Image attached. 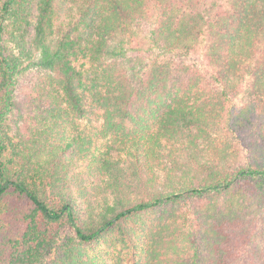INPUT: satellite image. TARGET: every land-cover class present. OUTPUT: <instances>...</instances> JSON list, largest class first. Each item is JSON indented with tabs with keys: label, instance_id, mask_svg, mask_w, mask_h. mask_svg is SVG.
Instances as JSON below:
<instances>
[{
	"label": "trees",
	"instance_id": "16d2710c",
	"mask_svg": "<svg viewBox=\"0 0 264 264\" xmlns=\"http://www.w3.org/2000/svg\"><path fill=\"white\" fill-rule=\"evenodd\" d=\"M57 4L0 0V264H238L257 222L264 244V0H91L61 36Z\"/></svg>",
	"mask_w": 264,
	"mask_h": 264
},
{
	"label": "rangeland",
	"instance_id": "374dc122",
	"mask_svg": "<svg viewBox=\"0 0 264 264\" xmlns=\"http://www.w3.org/2000/svg\"><path fill=\"white\" fill-rule=\"evenodd\" d=\"M59 5V13L58 18L54 21V27L56 30V35L61 36L62 34H65L67 31L73 30L74 27L78 25L79 19H81V11L84 9L88 3L91 1L87 0H57ZM33 26H34V18L31 19V29L29 31L30 36L33 33ZM81 29V26L78 27L77 30L73 31V34H77V31ZM130 53H134V51H131ZM197 59L202 62V64L205 66L204 58L202 57V54L198 53ZM75 66L78 69H82L85 72L90 73L91 71H86L85 69L88 68L90 63H87L86 59L79 58L74 62ZM32 74V73H31ZM29 74L27 79L23 82L19 83V90L17 91V101L19 102V106L23 107L25 113H29L32 115L34 112H37L36 104L38 102H35V98L39 95L38 88H34V84L37 81L38 77H36L35 73L33 72V75ZM31 101V102H29ZM238 101V100H237ZM86 117H90L91 121H89ZM85 119H75V126H71L72 129L82 131H87L88 128L92 124L100 123L101 117L99 114L96 116L94 114L88 113L86 115ZM100 117V118H99ZM97 118V122L95 121ZM74 131H71L73 133ZM242 157L243 161H248V149L245 145L242 143ZM84 163L79 160L75 161V166L73 167L74 170L84 169ZM260 226V223H252L251 225H247L246 231L247 236L245 238L241 239L239 247L236 249L235 253H241L242 256L240 257V260L238 261V264H243V261L245 259H251L252 253H264V244L258 239L256 236L258 227ZM245 229V228H244Z\"/></svg>",
	"mask_w": 264,
	"mask_h": 264
}]
</instances>
